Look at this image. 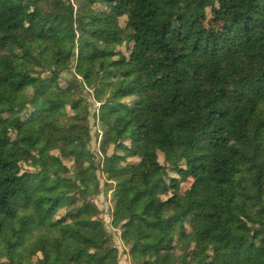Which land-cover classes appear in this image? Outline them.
<instances>
[{
	"label": "trees",
	"instance_id": "trees-1",
	"mask_svg": "<svg viewBox=\"0 0 264 264\" xmlns=\"http://www.w3.org/2000/svg\"><path fill=\"white\" fill-rule=\"evenodd\" d=\"M111 192L134 264H264V0H0V264H119Z\"/></svg>",
	"mask_w": 264,
	"mask_h": 264
},
{
	"label": "rangeland",
	"instance_id": "rangeland-1",
	"mask_svg": "<svg viewBox=\"0 0 264 264\" xmlns=\"http://www.w3.org/2000/svg\"><path fill=\"white\" fill-rule=\"evenodd\" d=\"M126 24V17L121 19V25L124 27ZM122 52H126V47L122 46L119 48ZM87 94V93H86ZM82 97L83 94H81ZM88 101L91 102L92 104L94 103L92 97L88 98ZM100 105L99 104H94L91 109L89 110V126L91 128V136L92 140L89 144V150L93 153L96 159L97 165L100 164L103 160V151H102V146L104 143V137L102 135H98V130L100 129L99 123L96 122L98 120V112H99ZM69 116H73V113L71 110L68 112ZM109 154H112L113 148L109 149ZM159 160L161 164H164V155L159 154ZM66 164L69 167H73L74 163L72 161H66ZM149 173L152 171L148 170ZM98 177L101 181V186L102 188L105 187L106 181H105V175L99 171L98 172ZM169 178H181L173 172L169 173ZM168 183H170V180H167ZM192 185V182L189 180H184L180 184V191L184 193L185 191L189 190ZM166 199V197H163ZM93 202L98 206L100 212H101V219L105 222L106 224V230L108 233L111 235V241L113 245H115L119 249V264H134L132 261V258L129 255V250L128 247L125 245L123 240L121 239V233L119 230H115L112 227V213L114 210L115 206V201H114V194L111 192L108 195L100 194L97 197L93 199ZM41 255L38 254V256L34 257V260H37V258H40Z\"/></svg>",
	"mask_w": 264,
	"mask_h": 264
}]
</instances>
